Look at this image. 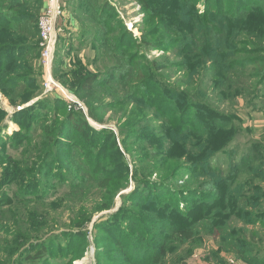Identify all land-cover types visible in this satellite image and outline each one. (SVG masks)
I'll return each mask as SVG.
<instances>
[{
	"label": "trees",
	"instance_id": "obj_1",
	"mask_svg": "<svg viewBox=\"0 0 264 264\" xmlns=\"http://www.w3.org/2000/svg\"><path fill=\"white\" fill-rule=\"evenodd\" d=\"M30 1L0 0V90L16 105L41 93L34 92L37 84L32 60L39 49L37 20L44 0H33L35 6L27 7ZM136 1L155 20L153 28L158 40L148 44L176 46L178 59L122 56L121 46L126 47L130 41L134 44L136 39L127 29L120 32L121 23L108 2L61 0V7L70 9L78 28L58 33L52 76L88 104L111 98L114 106L127 101L147 109L159 102L161 108L152 112L155 119L146 118L149 111H144L139 125H128L127 136L122 129L116 136L111 130L93 128L80 111L68 110L64 97L45 92L51 95L49 100L46 96L38 98L14 114L19 124H24L21 116L25 113L39 123H26L23 131L15 130L8 136L2 133L5 113L0 108V208L6 205L0 213V252L5 254L0 253V264H71L69 259L57 260V256L73 248L80 250L85 244L83 229L91 216L88 208H83L82 221H72L67 226L72 232L62 234L67 244L56 248L52 240L57 234L52 230L44 232L46 227L38 228L33 236H24L17 230L19 221L13 216L14 209L48 202V185L65 187L61 196L67 195V199L84 194L89 185L103 187L122 180L125 187L128 167L122 161L119 169L113 165L111 148L119 150L117 139L125 149L128 145L163 147L168 155L182 162L158 181L146 178L149 175L132 176L137 184L130 203L123 199L119 212L111 216L112 225L94 223L101 240L96 246V264H166L171 250L192 241L201 230L215 234L220 249L243 263L264 264L263 237L249 229L264 228V149L252 144V157L233 163L226 173L211 168L210 160L231 138L232 119L210 108L205 88L207 71L211 69L214 74L208 77L209 88L221 100L257 90L264 82V0ZM91 28H96L90 34L93 47L113 52V58L102 60L97 73L88 72L76 56L73 62L67 61H71L68 55L75 49V41L79 45L88 42ZM169 64L181 69L183 79L177 80L179 84L163 77L161 71ZM47 104L53 111L43 120L46 112L42 108ZM35 127L40 137L37 142L33 139ZM24 145H33L35 152L29 153L24 171L18 174L19 160L4 148L21 147L23 151ZM176 168L200 177L196 188L167 182L178 177L171 178ZM241 174L246 176L239 181ZM12 181L16 182L13 197L7 189ZM105 194L104 191L97 211L111 207L112 202L104 200ZM132 205L139 206L140 213L145 208V212L135 216L128 210ZM35 222L29 219L26 230L34 232ZM239 222L243 226L236 227Z\"/></svg>",
	"mask_w": 264,
	"mask_h": 264
},
{
	"label": "rangeland",
	"instance_id": "obj_2",
	"mask_svg": "<svg viewBox=\"0 0 264 264\" xmlns=\"http://www.w3.org/2000/svg\"><path fill=\"white\" fill-rule=\"evenodd\" d=\"M101 1L108 2V4L113 8L115 16L121 23L120 32L122 28L127 29L136 39L134 44L130 41L128 42L129 45H126V47L121 46L120 49L116 44V49L123 51L122 56L136 54L138 57L143 59H168L170 61H174L179 58V56H177L178 49L176 46L160 48L161 45L159 43L156 45L148 44L149 41L153 42L158 40L156 32L154 31L155 29L153 28L155 20L146 15L136 0ZM201 5L198 4V6ZM31 6H35L33 0L27 4V7ZM110 23L114 24V21H111ZM94 30H96V28H91L89 30V32H91L87 35V43H81L79 45L78 40L75 41L76 47L68 55L69 58H71V61L69 59L67 61L73 62L72 60H74L76 56L82 61V64L86 67L88 72L97 73L98 70L101 69L102 60L113 58V52L108 54V49H106V47L101 48L99 51L96 47H93V41L90 38V34L92 32L94 33ZM30 54H32V52ZM38 59L40 64V48L37 50L36 57L32 60V64L34 65L33 74L36 77L37 84L34 92H41L39 95L21 105H16L11 104L8 98H6L0 90V108H2L5 113L3 119V134H7L9 136V134L15 130L23 131L26 123H31V126H35L39 123L37 118H30L29 113H25L21 116L24 124H19L14 117L16 111H19L24 106L34 103L38 98L46 96V99L49 100L47 97L51 96L45 95L43 86L44 72L41 66L37 67ZM249 69L250 67L247 68V70ZM161 72L163 77L175 84H179L177 80L183 79L181 69L177 66H173L172 64H169V66L167 65V67ZM213 74V69L207 71L205 88L208 93V103L211 109L216 111L218 110L232 119V125L229 128V131H231L230 140L219 151V153L217 152L214 155V158L210 160L209 164L211 168H216L218 171L226 173L229 168L233 167V163L237 164L239 161L242 162V158L249 159L252 157V151L254 150L251 148L252 144L256 143L259 147L264 149V82L258 86L257 90L248 91L246 94H238L233 98L221 100L216 92L209 88V85L211 84V80L209 78H211ZM32 90L33 88L30 87L29 91ZM70 94L75 100L82 104L83 109L73 106L66 99L68 110L71 109L74 111H80L82 116L93 128L96 130H111L116 136L119 134V129H122L124 136H127L129 134V129H127L128 125H139L138 120L141 116H143L142 113L144 111H149L146 118L151 117L155 119L152 112L155 113L159 108H161L159 102H157L153 108L149 107L147 109L138 107L133 102L127 101H125L122 105L114 106L116 103L112 102L111 98H107L105 101L102 99L101 103L91 101V104H88V102L80 96L71 92ZM69 106L71 107L69 108ZM42 110L46 112V116L43 120H47L53 111V108L47 104L44 108H42ZM60 112L62 111H59V113ZM161 122L162 121H160L159 124ZM33 139L36 142L40 140L39 130L37 127L33 129ZM125 141L126 143L128 142V137ZM117 142L120 151H117L114 147L111 148V152L113 154V165L115 168L119 169L122 167L119 162L122 161L128 167L129 174L125 187V183L122 182V180L118 183L114 181L109 182L103 187H98L96 186L97 184L89 185L84 194L73 198L69 197L67 199V195L65 197H63L64 195L61 196L63 191L66 190L65 187L58 188L48 185L47 193H49V195L46 197L47 200L45 199V201L48 202H44L45 205H37L34 203L32 205H26L25 207L14 209L13 216L14 218H18L19 221V226L17 225L18 227L16 229L23 233L24 236H33L38 228L46 227L44 232L52 230V233L57 234V237L52 240V247L56 248V246L67 244V237L62 234L65 232L71 233L72 231H68L70 228L67 226L72 221H82L85 217L82 215L83 208H88L91 216L90 221L83 229L86 236L85 244L82 247H79L80 250L73 248L62 252L59 256H57L59 257L57 260L67 261L69 259L71 260V264H96V246L101 244V240L98 238L100 233H95L94 223L104 221L103 223L106 224V226L107 224L112 225L114 219H112L111 216L119 212L123 199L130 203L129 198L135 191L137 184V180L132 176L135 173L137 174V178L142 175H144V177L149 175L146 178L158 181L162 179L166 173H170L178 163L182 162L179 157L168 155L163 147L158 149L155 145H145L141 147L128 145L125 149L118 139ZM162 142L163 145H167L166 140L162 139ZM4 150L9 151L14 158L19 160L16 165L18 174H21L24 171L25 163L30 159L29 153L35 152L33 145H31L30 148L24 145L23 151L21 150V147L19 149L5 147ZM1 168L2 165L0 164V172ZM245 176L246 174H241L238 177L239 181ZM173 177H177L176 180L169 179L167 182L175 183V186H185L186 188H196V182L200 179V177L193 176L192 173H188V171H184L182 168L180 171L179 168H176L175 175L171 178ZM7 189L9 196L13 197L12 193L16 189V182L12 181L9 183ZM104 191L107 193L105 194L104 200H110L112 202L111 207L107 210L97 211L96 209H99L102 204ZM61 198H64V201H61ZM2 207L3 208H0V213L1 210L6 208V205L3 204ZM128 208V210L135 214V216H141V214L145 212L144 208L142 213H140L139 206L132 205ZM5 216H8V214H5ZM29 219L30 222L37 221L34 225V232H32V230H26V228H28L26 223L29 224ZM119 220L123 224L126 223V220L123 217H120ZM235 225L236 227L243 226L242 222L236 223ZM249 229L257 230L264 240V228H252V226H250ZM194 237L195 238H193L192 241L178 245L175 249L171 250V252H169L166 256V264H245L236 259L230 253H226L221 250L218 245V237L215 234L201 230ZM19 241H21V239H19ZM78 242L80 243V241ZM23 248H25V246H23L21 250ZM58 252L59 251H56L54 254L57 255ZM0 253L5 256L4 253ZM68 253L73 257L68 256ZM216 257L221 258V260L216 259Z\"/></svg>",
	"mask_w": 264,
	"mask_h": 264
},
{
	"label": "built area",
	"instance_id": "obj_3",
	"mask_svg": "<svg viewBox=\"0 0 264 264\" xmlns=\"http://www.w3.org/2000/svg\"><path fill=\"white\" fill-rule=\"evenodd\" d=\"M61 14V0H46L42 11L38 15V46L40 48V65L44 72V91L56 93L67 99L73 106L83 109L82 104L75 100L52 76V60L56 44V21Z\"/></svg>",
	"mask_w": 264,
	"mask_h": 264
},
{
	"label": "crops",
	"instance_id": "obj_4",
	"mask_svg": "<svg viewBox=\"0 0 264 264\" xmlns=\"http://www.w3.org/2000/svg\"><path fill=\"white\" fill-rule=\"evenodd\" d=\"M45 1L46 0H44L43 2V7L45 5ZM63 6L61 7L62 14L57 18V21H56V42H57V35L59 32L60 34H64V32L75 31L78 28V22L71 15L70 9L67 7L63 9ZM43 7L40 9V12L42 11ZM53 56H54V52H53Z\"/></svg>",
	"mask_w": 264,
	"mask_h": 264
}]
</instances>
